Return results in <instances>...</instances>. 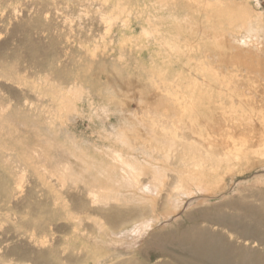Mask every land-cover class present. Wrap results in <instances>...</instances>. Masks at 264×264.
Segmentation results:
<instances>
[{"label":"rangeland","instance_id":"374dc122","mask_svg":"<svg viewBox=\"0 0 264 264\" xmlns=\"http://www.w3.org/2000/svg\"><path fill=\"white\" fill-rule=\"evenodd\" d=\"M159 2L0 0V264H171L192 214L264 215V0ZM227 152L218 193L172 178Z\"/></svg>","mask_w":264,"mask_h":264},{"label":"bare ground","instance_id":"6f19581e","mask_svg":"<svg viewBox=\"0 0 264 264\" xmlns=\"http://www.w3.org/2000/svg\"><path fill=\"white\" fill-rule=\"evenodd\" d=\"M167 0H161L159 2V5L162 7H165L164 2ZM180 0H174L175 3H179ZM183 3V2H181ZM180 3V4H181ZM187 4L186 2H184ZM183 3V4H184ZM208 3V4H207ZM158 4V3H157ZM198 4H196L197 6ZM201 5V4H200ZM210 3L206 2V6H209ZM214 5V4H213ZM194 6V5H193ZM192 6V7H193ZM211 6V5H210ZM209 6V7H210ZM203 8V7H202ZM186 9V8H185ZM213 9V8H212ZM206 11V10H205ZM201 13V12H200ZM212 16V15H211ZM204 27V26H203ZM202 27V28H203ZM210 28V27H209ZM199 30V29H198ZM201 30V29H200ZM199 30V31H200ZM204 30V29H203ZM202 30V31H203ZM201 32V31H200ZM204 34V33H203ZM225 36V35H224ZM258 36V35H257ZM222 40V39H221ZM219 43V42H217ZM220 44V43H219ZM259 47V46H258ZM264 49V48H263ZM220 51V50H219ZM209 56V55H208ZM225 57V55L223 54ZM229 56V55H228ZM227 56V58H228ZM232 56V55H230ZM222 57V56H221ZM236 58V57H235ZM223 61V60H222ZM220 72V71H219ZM224 73V71H222ZM221 73V72H220ZM159 89V87L157 88ZM157 92V90H156ZM169 94H172V92H167ZM175 96L176 92L173 93ZM160 95V94H158ZM159 97V96H158ZM162 97V95L160 96ZM159 97V98H160ZM168 98V97H167ZM166 98V99H167ZM169 99V98H168ZM172 99V98H171ZM173 100V99H172ZM156 102V100H155ZM175 102V101H172ZM168 103V102H167ZM171 103V102H170ZM169 104V103H168ZM167 104V105H168ZM172 104V103H171ZM188 104V103H187ZM175 104H172V106ZM184 105V104H183ZM169 106V105H168ZM178 106V105H177ZM167 107V106H166ZM171 107V106H170ZM169 107V108H170ZM175 107V106H174ZM173 107H171L170 111ZM182 108V107H181ZM180 108V109H181ZM191 108L188 104L182 109L183 111ZM179 109V110H180ZM227 109V107H226ZM165 109H163L164 112ZM178 110V109H176ZM178 110V111H179ZM169 111V112H170ZM177 111V112H178ZM161 112V111H160ZM167 112V109L165 110ZM174 112V111H173ZM224 112V110H223ZM222 112V113H223ZM221 113V112H220ZM175 114V113H174ZM224 116V115H222ZM221 117V116H220ZM200 125V123H199ZM207 126V125H206ZM175 127V126H174ZM174 129H177L176 127ZM183 138V136H182ZM182 139H180L181 141ZM224 141H222L223 143ZM221 143V142H220ZM225 144V143H224ZM227 145V144H226ZM225 145V146H226ZM241 145H244L243 143ZM176 146V144H174ZM220 146V145H219ZM222 146V145H221ZM229 147V146H228ZM239 147V146H238ZM242 147V146H240ZM239 147V149H240ZM173 148V147H169ZM177 148V147H176ZM218 148V147H217ZM157 149V148H156ZM159 149V148H158ZM175 149V148H174ZM221 149V148H220ZM161 150V149H159ZM213 150V149H212ZM216 150V149H215ZM209 151V150H208ZM219 151V150H218ZM242 151V149H241ZM156 153V152H155ZM154 153V154H155ZM162 153V152H159ZM208 153V152H206ZM212 153V152H211ZM213 153H215L213 151ZM218 153V152H217ZM220 153V151H219ZM153 154V155H154ZM184 154V153H183ZM223 154V152H222ZM227 153H225L224 157H221L219 161H212L210 163V167L207 165L201 166V163L199 161H193L192 165L194 168L203 169L201 171L200 175L198 177H190L184 178L179 170L177 168H174V170L177 172L172 178H178L182 182H186V187L192 188L193 186H197L199 189H201V192L205 193H211L215 194L218 193L219 187L215 188L213 192H206L208 190L204 189L205 186L211 185L213 180L215 181V175L218 173V167H226L227 169H230L231 165V158L229 155V158L227 157ZM156 155V154H155ZM179 154L177 153L176 156ZM201 155V154H200ZM209 155V154H208ZM207 155V156H208ZM215 155V154H214ZM219 155V154H218ZM220 156V155H219ZM156 157V156H155ZM174 157V156H173ZM198 157V156H197ZM202 157V156H201ZM204 157V156H203ZM20 158V157H19ZM180 158V157H178ZM184 158V156H183ZM199 158V157H198ZM210 158V157H209ZM207 158V159H209ZM26 159V158H25ZM30 159V158H29ZM195 159V158H194ZM201 159V158H200ZM215 159V158H214ZM180 160H183L180 158ZM186 160V159H184ZM205 160V159H203ZM207 161V160H206ZM24 162V161H23ZM174 163V162H173ZM201 163V164H200ZM206 164V162H205ZM162 165V164H161ZM155 167V166H154ZM217 167V168H216ZM126 168V167H125ZM143 168V167H142ZM156 168V167H155ZM159 169V168H157ZM205 169V171H204ZM210 170V172H206ZM147 170V169H145ZM154 170V169H153ZM152 170V171H153ZM181 170V169H180ZM195 170V169H194ZM216 170V171H215ZM134 171V169H133ZM140 171V170H139ZM151 171V172H152ZM159 171V170H158ZM163 173V171H161ZM144 173V172H143ZM147 173V172H145ZM156 174V172H154ZM215 173V174H214ZM142 174V173H141ZM169 174V173H168ZM174 174V173H173ZM144 175V174H143ZM147 175V174H145ZM157 175V174H156ZM164 175V174H163ZM170 175V174H169ZM136 176V175H135ZM149 177H152L151 175H147ZM159 176V175H158ZM167 176V175H165ZM129 177V176H128ZM140 177V176H139ZM146 177V176H145ZM155 177V175H154ZM171 177V176H170ZM126 179V178H125ZM152 179V178H151ZM167 179V178H166ZM128 180V179H127ZM139 180V178H138ZM156 180V179H155ZM129 181V180H128ZM175 181V180H174ZM259 181V180H258ZM147 182V181H146ZM264 182V181H263ZM179 184V182H178ZM214 184V183H213ZM181 185V184H180ZM215 185V184H214ZM146 186V185H145ZM164 186V185H163ZM224 186V185H223ZM152 187V186H151ZM175 187V186H174ZM177 187V186H176ZM175 187V188H176ZM142 188V186H141ZM147 189V188H146ZM162 189V188H161ZM161 189H158L161 190ZM168 189V188H166ZM140 190V189H139ZM142 190V189H141ZM145 190V187H144ZM164 190V189H163ZM177 189H174L176 191ZM187 190V189H186ZM147 191V190H146ZM145 191V192H146ZM162 191V190H161ZM159 191V192H161ZM167 191V190H166ZM172 191V190H171ZM144 192V191H143ZM158 192V193H159ZM190 192V191H189ZM192 193V191H191ZM160 194V193H159ZM171 194V192L169 193ZM174 194V193H173ZM186 194V193H185ZM147 195V194H146ZM190 198H195L194 192L193 194H189ZM15 196H20V190L16 189ZM145 196V195H144ZM173 196V195H172ZM148 197V196H147ZM159 197V196H158ZM170 195H164L160 201L157 199H153L150 206L155 207L156 205L160 204L161 202H168L170 199ZM141 198H143L141 196ZM145 198V197H144ZM150 198V197H149ZM153 198V196H152ZM184 198V197H183ZM189 198V199H190ZM151 199V198H150ZM264 199V198H263ZM142 200V199H141ZM170 201H174L171 200ZM185 202V201H184ZM164 203V204H165ZM262 204L264 205V200L262 201ZM232 209H234L232 212H222L221 210H217V212L212 213L211 211H199L195 214H192V217L190 218L191 222L187 226V228L181 230L179 233H177L178 236L175 235V237L172 236H166L162 239H158V244L156 247L149 249L147 252H143V256L147 260H152L155 256H167L171 259V264H224L221 263L222 258L224 255L231 254L232 256H235L236 258H239L242 260V264H264V215L257 214L252 210L250 207H244L239 204H228ZM160 206V205H159ZM184 206V205H183ZM157 208V207H156ZM155 208V209H156ZM181 208V207H180ZM143 209V208H142ZM148 209V208H147ZM85 212V211H84ZM89 213V212H88ZM177 215L176 213L168 214L164 220H168V218L172 217V219ZM189 215V214H187ZM159 219V218H158ZM159 219L158 221H161ZM157 221V222H158ZM163 222V221H162ZM149 228V227H148ZM164 242H169L167 245H164ZM181 242V243H180ZM186 248V249H185ZM185 251L189 254H185ZM218 251V252H217ZM217 252L216 256L214 257L215 253ZM109 259V258H108ZM228 259V258H226ZM96 264H104V262L99 261ZM148 264V263H146ZM167 264V263H164Z\"/></svg>","mask_w":264,"mask_h":264}]
</instances>
